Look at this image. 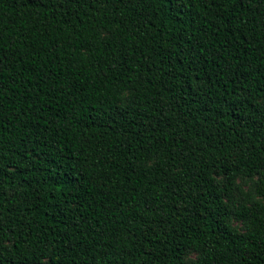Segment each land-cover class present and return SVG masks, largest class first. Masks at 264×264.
Instances as JSON below:
<instances>
[{"label": "trees", "instance_id": "16d2710c", "mask_svg": "<svg viewBox=\"0 0 264 264\" xmlns=\"http://www.w3.org/2000/svg\"><path fill=\"white\" fill-rule=\"evenodd\" d=\"M0 264H264V0H0Z\"/></svg>", "mask_w": 264, "mask_h": 264}]
</instances>
